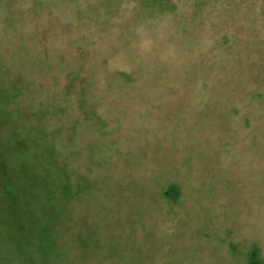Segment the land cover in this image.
Wrapping results in <instances>:
<instances>
[{"label": "rangeland", "instance_id": "1", "mask_svg": "<svg viewBox=\"0 0 264 264\" xmlns=\"http://www.w3.org/2000/svg\"><path fill=\"white\" fill-rule=\"evenodd\" d=\"M33 137L56 257L5 196L0 264H264V0H0V146Z\"/></svg>", "mask_w": 264, "mask_h": 264}, {"label": "trees", "instance_id": "2", "mask_svg": "<svg viewBox=\"0 0 264 264\" xmlns=\"http://www.w3.org/2000/svg\"><path fill=\"white\" fill-rule=\"evenodd\" d=\"M25 142V138L20 141L17 139L14 141L12 139L0 146L1 148L4 147L7 149L6 152L9 153L11 159L8 160L6 152L0 151V192L3 195V198L0 199L1 201L6 199L5 196L12 199L14 196L15 198L17 197V199L23 200L25 206H27V200L30 196V198H33L40 205H43L44 199L46 200L48 205L41 207L39 210L32 205L29 206L32 211H30L27 206L24 213L15 208L12 209V216L8 223V227L11 229L9 230V234H13L17 238L20 237V239L24 238L22 233L17 235L16 231H22L21 229L24 228L25 223L28 225L27 215L29 216V213H31L33 222L30 224L29 228L35 230L33 248L37 251L39 250V253L45 256L44 259L48 263L51 262L50 259L52 257H56V251L53 249L59 239L56 240L55 238L57 236L55 227L56 223H61L59 212L57 211L60 210V205L64 210V203H66L64 201L66 197L64 191L61 192L58 197L56 180L59 178L56 177L54 173L49 175L48 167L50 164L47 165V161L43 160L45 156L43 151L44 148L39 146L38 139L33 137V142H31L30 147H25ZM54 143L55 142H52V145L50 147L48 146V148H54ZM25 148L26 150H24ZM43 171H46L49 177L44 179L42 174ZM43 181L46 183V189L40 187V182L43 183ZM16 182L19 183L16 185ZM10 188L16 189L15 195L9 190ZM23 209H25V207ZM40 217L43 220L42 223L38 221ZM52 231L54 234L51 233ZM17 238H13V241L15 242ZM31 257L38 259L34 254H31L29 258Z\"/></svg>", "mask_w": 264, "mask_h": 264}]
</instances>
